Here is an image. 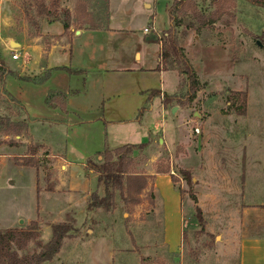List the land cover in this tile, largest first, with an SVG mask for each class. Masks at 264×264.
I'll return each mask as SVG.
<instances>
[{"label":"rangeland","instance_id":"374dc122","mask_svg":"<svg viewBox=\"0 0 264 264\" xmlns=\"http://www.w3.org/2000/svg\"><path fill=\"white\" fill-rule=\"evenodd\" d=\"M38 1L0 0V14L7 15L11 27L21 30L29 25L33 33L43 20L55 21L66 7H78L83 0H44L52 13L49 17L36 14ZM174 1L168 0L169 8ZM164 3H160L159 10ZM191 3L204 15L219 12L215 24L194 31L197 35L203 33L198 44L208 46V55L201 63L196 60L202 71L201 78L198 77L200 90L191 104L181 106L186 101L187 84L179 74L176 100L170 104L177 111L171 115L169 106L165 132H155L149 136L146 147L126 153L128 173L149 177L150 187L152 174L157 171L168 170L167 175L174 177V191H181L185 208L181 254L174 256L164 246L162 198L154 188H148L135 196L137 205H124L115 191L114 206L109 210H87L85 206L67 209L61 223H70L74 231L63 240L53 259L42 264L235 263L239 230L232 222L244 196L241 183L246 173L249 178L264 181V0H192ZM89 7L93 9V20L74 13V29L83 26L79 22L104 23V2H89ZM177 11L172 13L174 21L181 22L177 31L185 32L186 36L191 30L186 32L185 26L193 17L190 10ZM157 14L158 24L164 26L167 18L163 11ZM185 36L180 39V46ZM241 109L244 113L238 115ZM20 116L19 106L7 97L0 84V155L10 156L14 162L23 155L42 156L44 151L28 142L26 125ZM32 159L36 163L42 161L41 165L49 168L51 175L46 165L50 163L48 159L34 155ZM97 160L100 158H94L87 166L93 172V165H99ZM0 170L3 175L8 166L0 163ZM180 171L189 174V184L182 180ZM2 183L0 177V231L6 230L17 214L28 212L27 201L6 198ZM98 183L96 193L103 196V184ZM250 194L264 195V191ZM196 207L201 212L200 220ZM19 222L12 229L25 232L31 223L36 227L32 232L34 239L12 244L18 257L39 253L50 239L51 225L56 223L50 219L26 223L22 218Z\"/></svg>","mask_w":264,"mask_h":264},{"label":"crops","instance_id":"0c3cea01","mask_svg":"<svg viewBox=\"0 0 264 264\" xmlns=\"http://www.w3.org/2000/svg\"><path fill=\"white\" fill-rule=\"evenodd\" d=\"M84 1L86 17L93 20L89 2L104 0ZM106 1L103 24L79 22L83 26L76 29L74 7H66L71 17L66 31L56 20H43L33 33L29 25L17 30L7 15L0 14V60L14 74L4 75L1 90L19 106L28 142L44 150L42 156L34 153V157L48 159L51 171L49 175L42 161L33 167L22 166V160L14 162L0 155V163L8 166L3 175L0 170L6 198L27 201L28 206L27 214H17L6 230L21 218L26 223L43 219L61 223L67 209L86 207L90 195L98 190V175L87 167L88 161L105 147L142 144L155 132H165L169 106H163L162 97L176 95L181 76L163 68L161 42L149 43L145 38H160L172 26L168 0ZM159 11L167 18L164 26L158 24ZM202 38V32L197 35L191 30L181 43L199 78L202 71L196 60L201 63L208 55L207 44H198ZM13 54L16 60L11 59ZM152 91L158 94L150 95ZM49 92L66 96V112L46 106ZM141 109L144 112L138 117ZM152 181L162 198V242L168 253L179 255L184 241L182 198L168 175L152 174ZM241 191L244 196L232 222L239 230L234 264H264V195L250 194L262 193L264 181L246 173Z\"/></svg>","mask_w":264,"mask_h":264},{"label":"trees","instance_id":"16d2710c","mask_svg":"<svg viewBox=\"0 0 264 264\" xmlns=\"http://www.w3.org/2000/svg\"><path fill=\"white\" fill-rule=\"evenodd\" d=\"M210 1L213 2L214 0ZM191 2L192 0H175L173 6L168 8L169 19L174 22L170 29L161 33L160 38L154 36L145 38V41L149 43L161 42L160 59L163 68L167 70H174L178 74L185 77L187 84V93L185 95L186 101L181 104V106L189 105L195 100L196 94L200 90L201 84L198 80L196 72L184 55L183 48L180 46V39L185 36V32L180 34L178 33L177 29L180 27L181 22L174 21L175 19L172 13L176 9L178 10L177 12H185L190 10L193 20L190 23L186 24V32L188 30L197 31L198 29L205 26L215 24L219 15L218 11H215L210 15H204L199 10H197L195 5H193ZM54 6L55 4L52 5V7ZM107 7V1L104 0V20H106L107 18ZM74 12L85 17L89 16V13L86 12V2H80L78 4V7H74ZM36 14L38 16L45 17L52 16V13L50 12V10H48V7L44 5V0H40L36 4ZM55 20L59 21L62 24L64 31H66L70 26V12L67 9H64L61 13V17ZM68 72L73 74L80 73L72 70H69ZM5 74L14 76L12 72H8L4 63L0 60V84H2ZM151 94L157 95L158 93L152 91L150 95ZM10 100L17 104L14 100ZM175 100V95L168 96L164 94L162 97V104L164 107H168ZM45 104L48 107L60 108L62 112H66V96L62 93L49 92L45 98ZM143 112L144 109H141L138 113V117L141 116ZM243 113L244 109L237 111L238 115H243ZM147 145V142L137 145H126L120 148H116L113 151H110L107 147H105V149L101 153L96 155L95 158H100V160H97V162L99 163L98 167H94L93 165V170L98 175V181L103 184L104 195L98 196L97 193H92L86 206L87 210H109L110 208H112L114 206L113 200L115 191L119 192L124 205L127 206L129 204L137 205L138 199H135V196H139L148 188H150V190L152 188L153 190V186H149V177L142 175H131L128 173L129 164L126 153L131 154L133 150L144 148ZM33 155L34 154L26 155L25 157H23L21 159V165L33 167L36 164V162L32 159ZM91 162L92 161H88V164H90ZM156 174L167 175L168 170L157 171ZM180 175L182 180H184L187 184L190 183V177L188 173H186L185 171H180ZM170 181L173 185L175 182L173 176H170ZM177 191L181 196V191L179 189H177ZM151 196L152 195H150V197ZM192 201L196 203L194 197H192ZM196 212V215L200 220L201 212L198 207H196ZM35 227L36 224L31 223L29 225L28 231L25 232L16 231L14 229L0 231V264H42L43 262H49L59 252L63 240L67 238L71 232L74 231V228L70 223L53 224L50 227V239L45 245H42V250L39 253L30 256L18 257L16 252L12 250V244L18 243L20 245L21 243H25L34 239V234L32 232Z\"/></svg>","mask_w":264,"mask_h":264},{"label":"built area","instance_id":"2783aa9c","mask_svg":"<svg viewBox=\"0 0 264 264\" xmlns=\"http://www.w3.org/2000/svg\"><path fill=\"white\" fill-rule=\"evenodd\" d=\"M145 32H147V30H144ZM11 59L12 60H16L17 59V55L16 54H13V55H11ZM194 132L197 134L199 131H198V129H194Z\"/></svg>","mask_w":264,"mask_h":264},{"label":"water","instance_id":"95a60500","mask_svg":"<svg viewBox=\"0 0 264 264\" xmlns=\"http://www.w3.org/2000/svg\"><path fill=\"white\" fill-rule=\"evenodd\" d=\"M177 111V107H172L170 110L171 115H174Z\"/></svg>","mask_w":264,"mask_h":264}]
</instances>
